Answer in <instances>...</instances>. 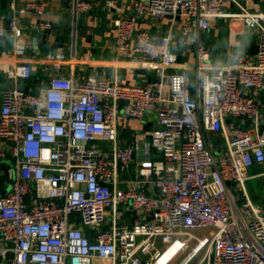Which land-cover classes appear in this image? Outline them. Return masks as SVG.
I'll return each mask as SVG.
<instances>
[{"label":"built area","instance_id":"2783aa9c","mask_svg":"<svg viewBox=\"0 0 264 264\" xmlns=\"http://www.w3.org/2000/svg\"><path fill=\"white\" fill-rule=\"evenodd\" d=\"M104 5L117 9L116 49L159 61L162 78L178 65L173 33L154 36L139 28L143 18L183 19L182 33L189 35L194 27L209 29L214 18L240 17L259 32L257 55H240L235 65L214 63L197 38L195 95L185 70L170 74L169 92L162 78L123 84L63 72L38 92L4 90L0 137L10 142L14 162L7 168L10 189L0 196V256L6 264H96V258L150 264L178 245L173 257L203 251L196 264H264V207L246 187L248 169L264 165V103L250 92L264 88V13L244 7L229 13L225 0H134L130 14L118 0ZM74 6L82 12L93 7L85 0ZM27 10L43 12L42 3L28 2L19 12ZM17 13L8 24L12 52L23 60L9 75L28 79L33 66L24 60ZM5 20L0 15V36L8 31ZM46 59L63 71L68 55L50 51ZM153 111L156 127L139 136L150 137L145 152L153 148L157 155L136 162L139 140L121 145L119 116ZM126 202L147 219L122 223Z\"/></svg>","mask_w":264,"mask_h":264},{"label":"crops","instance_id":"0c3cea01","mask_svg":"<svg viewBox=\"0 0 264 264\" xmlns=\"http://www.w3.org/2000/svg\"><path fill=\"white\" fill-rule=\"evenodd\" d=\"M31 1L42 3L43 12L35 10L19 12ZM85 1L90 2L93 7L91 10L82 12L76 10L75 0H0L1 16L7 18L18 11L19 25L23 29L21 41L27 48V55L24 60L29 61L33 66L30 78L11 77L9 71L23 59L15 56L12 52L13 37L11 32L7 31L6 34L0 36V107L4 90L18 87L26 91L38 92L47 86L53 76L60 72L72 76L76 80H82L89 76H100L117 80L123 84H144L162 78L157 70L161 67L159 61L146 60L134 50L119 52L116 49L117 31L114 20L118 14L117 9H108L104 5L105 0ZM133 2L134 0H118L119 7L124 14L132 12ZM224 6L229 13H237L241 7L250 12L264 13V1L259 0H225ZM182 23L183 19H178L173 23L171 18L162 20L143 18L139 22V28L149 30L154 36H162L170 30L173 33L171 45L176 54L178 65L174 69H167L163 74L165 92L170 90V74L176 70H185L188 71L191 91L195 95L197 38L202 39L208 53H210V60L214 63L235 65L240 55L247 54L251 57L257 55L255 46L259 42V32L257 29L248 28L240 17L214 18L210 22L209 29L199 30L194 27L189 35L182 33ZM50 51H63L68 55L63 71L57 70L53 67L52 62L46 59ZM250 92L264 103V88ZM232 121V118H228L227 124H231ZM240 122L241 119L237 118L236 123ZM156 125L157 115L154 111L143 118H127L123 112L120 113L119 137L121 145L129 144L135 137L140 143L136 162L156 157L157 154L153 148L150 154L145 152V142L149 141L150 137L139 136L140 132H150ZM211 136L213 139L219 138L214 134ZM13 162L14 157L10 151V142L0 137V196L6 194L10 189V177L7 175V168ZM133 169L134 167L126 172V178L133 176ZM263 172V164H254L248 169L250 178L262 177L264 176ZM124 185L127 187L128 183ZM254 199L256 202L262 200L257 194L254 195ZM142 219H147L143 211L134 208L131 203L126 202L120 205V221L122 223L133 224ZM195 244L196 241H193L192 246ZM158 246L162 250L166 249L161 243ZM191 253V249L181 250L168 262L171 264L178 260L176 264H183L191 256ZM202 253V250L194 253L187 264L192 262L196 264ZM144 255L145 258L149 256L148 254ZM95 263L106 264L99 258H96ZM0 264H6L1 256Z\"/></svg>","mask_w":264,"mask_h":264},{"label":"rangeland","instance_id":"374dc122","mask_svg":"<svg viewBox=\"0 0 264 264\" xmlns=\"http://www.w3.org/2000/svg\"><path fill=\"white\" fill-rule=\"evenodd\" d=\"M246 184H247L246 185L247 190H248L250 196L252 197V200L254 201V203H256L259 206L264 207V204H263L264 203V176H262V177H257V176L251 177L250 179H248L246 181ZM231 187L233 189V192L236 195L237 194H240V195L242 194L241 192H239V191H237L235 189V186L233 184H231ZM256 194L259 195L260 198H262V200H257L258 202H256V200L254 199V195H256ZM240 202H241L240 204L244 203L242 200H240ZM195 232L197 234H204V232L207 233V230H205V231H203V230H197ZM161 257L157 261H156V259H154L152 261V264H159V261H160ZM177 261L175 263L173 262L171 264H176ZM163 264H170V262H164ZM191 264H193V262Z\"/></svg>","mask_w":264,"mask_h":264},{"label":"bare ground","instance_id":"6f19581e","mask_svg":"<svg viewBox=\"0 0 264 264\" xmlns=\"http://www.w3.org/2000/svg\"><path fill=\"white\" fill-rule=\"evenodd\" d=\"M177 246L178 245H176V246H173L172 248H170L169 250H167L164 254H163V256L161 257V259H160V261H159V264H163L164 262H167L171 257H173L172 256V254L174 253V251H175V249L177 248ZM194 256V254L193 255H191L183 264H187L190 260H191V258Z\"/></svg>","mask_w":264,"mask_h":264},{"label":"water","instance_id":"95a60500","mask_svg":"<svg viewBox=\"0 0 264 264\" xmlns=\"http://www.w3.org/2000/svg\"><path fill=\"white\" fill-rule=\"evenodd\" d=\"M5 21H6V27L8 28V31H9V28H10V26H9V24H8V22H9V17H7ZM258 48H259V45L257 44V45L255 46L256 51H258Z\"/></svg>","mask_w":264,"mask_h":264}]
</instances>
